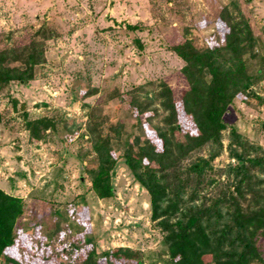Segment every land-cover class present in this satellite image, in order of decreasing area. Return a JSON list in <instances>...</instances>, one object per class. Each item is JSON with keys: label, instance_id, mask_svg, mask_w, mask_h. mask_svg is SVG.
<instances>
[{"label": "rangeland", "instance_id": "rangeland-1", "mask_svg": "<svg viewBox=\"0 0 264 264\" xmlns=\"http://www.w3.org/2000/svg\"><path fill=\"white\" fill-rule=\"evenodd\" d=\"M227 14L255 35L254 50L245 55L254 96L237 98L224 115L225 151L213 162L216 171L237 164L226 150L232 129L264 149V0H0V51L45 42L34 79L0 87V188L21 197L49 226V235L36 221L20 229L9 258L83 264L93 255L96 264H108L103 260L111 250L131 248L143 253V264H174L152 221L151 197L126 163L123 140L114 144L115 195L96 196L98 163L86 124L97 114L107 125L123 122L135 148L147 139L161 145L153 128L159 118L144 115V128H135L126 93L164 81L181 101L190 86L175 48L191 43L204 50L224 42ZM44 28L51 37L37 36ZM43 118L54 126L37 140L27 122ZM180 122L194 132L183 113Z\"/></svg>", "mask_w": 264, "mask_h": 264}, {"label": "trees", "instance_id": "trees-1", "mask_svg": "<svg viewBox=\"0 0 264 264\" xmlns=\"http://www.w3.org/2000/svg\"><path fill=\"white\" fill-rule=\"evenodd\" d=\"M227 16L222 17L229 27L224 42L204 50L191 43L175 48L186 62L183 74L190 86L181 101L164 81L126 93L137 115L135 128H144V115L159 118L153 128L161 145L147 139L135 148L132 133L125 136L123 122L107 125L97 114L90 113L86 124L98 163L92 180L96 196L110 199L115 195L114 144L123 140L126 163L151 197L152 221L174 264H264V149L232 129L226 150L237 164L217 171L213 165L225 151L224 115L237 98L254 96L245 55L253 52L255 35L248 23L240 27ZM39 31L37 36L46 38L53 33L49 28ZM44 47L45 42L34 39L26 46L0 51V87L33 80L35 67L45 61ZM182 113L193 122V133L183 130ZM151 117H147L149 125L154 121ZM53 126L54 121L46 118L27 122L37 140ZM203 150L206 155L201 154ZM38 216L21 197L0 188V264L9 258L6 251L15 246L19 230L30 221L49 235L47 222L44 217L38 221ZM111 251L103 260L108 264H127L128 260L143 264L138 260L143 258L140 251ZM83 264H96L94 256L89 255Z\"/></svg>", "mask_w": 264, "mask_h": 264}]
</instances>
